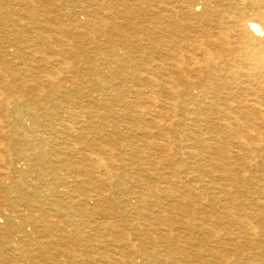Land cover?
<instances>
[{"label": "bare ground", "instance_id": "bare-ground-1", "mask_svg": "<svg viewBox=\"0 0 264 264\" xmlns=\"http://www.w3.org/2000/svg\"><path fill=\"white\" fill-rule=\"evenodd\" d=\"M11 1L0 138L30 151L17 172L42 168L35 181L46 182L75 169L78 183L60 187L90 191L63 192L80 206L64 216L3 214L0 256L12 262L20 246L34 264H264V0H75L40 13L53 0ZM23 50L47 70L16 98L10 77L24 79L5 57ZM78 54L87 62L71 63ZM33 223L46 241L27 237Z\"/></svg>", "mask_w": 264, "mask_h": 264}, {"label": "rangeland", "instance_id": "rangeland-1", "mask_svg": "<svg viewBox=\"0 0 264 264\" xmlns=\"http://www.w3.org/2000/svg\"><path fill=\"white\" fill-rule=\"evenodd\" d=\"M72 1H75V0H53L49 4H47V3H45V4L37 3L36 6H35V12L38 13L40 10H43L44 8L45 9L46 8L55 9L56 7L61 8V9L63 8V10H65V9L66 10L73 9L74 7H73V2ZM77 1H79L78 5H81V4H83L85 6L89 5V4H86V2H87L86 0H77ZM9 6H10V8L13 7L11 0H0V13L1 12L4 13L2 10H4V8H9ZM44 6H47V7H44ZM93 8L94 7L90 8V10L92 9L91 11H93L94 10ZM75 10L77 11V14H79L78 15V19L82 20L81 22H84L86 20V17L84 16V14L79 12V9H75ZM25 22H27V19L25 20ZM64 23L67 26L69 25V22H67V21H64ZM9 29H12V28H9ZM25 30H27V29H25ZM5 37L6 36H4V34L0 32V41H2V39H3V41L9 42V40L7 38H5ZM24 37L25 36L21 33L16 38L12 37V41H10V42L13 43V44H16V48L23 47V44H24L23 43L24 42L23 39H24ZM4 46L5 45L0 42V51L3 50ZM40 55L41 54H37L35 57H31V55H29V53L27 51L23 50V51L17 52L16 55L14 53V55L5 57V58H8V59H6L8 61H6V60H4V61L8 62V64H10L9 66L11 68V72L9 73V75L11 76L13 74H18V75L20 74L21 77L24 79L23 81H15L12 77H10L11 83L13 81L15 82V83H13V85H14L13 95H15L16 98L18 96L19 97H21L23 95L26 96L27 95L26 93H29L25 89V85L26 84H31L28 81L30 75L33 76L36 73L41 72L42 70L43 71L47 70L45 67H43V65L41 66V63L38 62L39 58L41 57ZM16 56L18 57L17 61H15ZM33 59H34V61H32ZM70 61L74 65L76 64L77 66H79L80 64L82 65V64L85 63L86 57H85L84 54H78V59L77 60H70ZM25 63H31V67L32 68L28 69L26 71L25 70V66L23 65ZM22 66H24V67H22ZM82 73L74 74L73 77L77 78L76 80H78L80 78V76L83 75ZM0 83H1V80H0ZM116 83L120 86V88H123L124 90H126L127 84L122 83L120 81H117ZM82 91L83 92H87L88 91V89L86 88V85L84 86ZM71 93H72L71 96L73 95L72 98L74 100H76V99H77L76 101L80 100V99H78L80 95L78 94L77 91L76 92H71ZM48 95H55V94H50L49 93ZM109 104L112 106V109L116 110L117 109L116 106L119 103L118 102L116 103V101H110ZM81 105L84 106V105H86V103H82ZM61 116H62V114H61ZM111 120H114L115 122L120 123V124H123L122 121L123 122H128V120L126 118L115 119V118L112 117ZM45 139H46V141L48 143L51 141V140H49V137H45ZM0 140H1V142H4V143H2L4 146H6V147H8L10 149V150L8 149L9 150L8 151L7 148L5 147L6 150L3 151V153H0V156L1 155L3 156L0 159V225H2L3 219H1V217H2L3 214H10L15 219H16L17 216H19L20 218L23 216L26 219H31V218H33V216H36L37 218L39 216H41V215H48L49 216L50 214H55V215L60 214L61 216H64L66 214V212H70V211L77 212V211H79V207L80 206H77L78 205L77 203H75L76 205H74V206L69 204L70 200H69L68 196H69V194L70 195L72 194V196L77 199L78 196L80 195L79 192H82L83 189H85L87 192H89L90 191V187L89 186H84L85 187L84 188L83 186H81V187H77V188H73V189H69V190L68 189L64 190L63 188L60 187V185L63 182L64 183L65 182H69L71 188L75 184L78 183L77 182L78 179L75 178L76 175L74 174L75 169H70V170H66V169H63V168L58 169L55 172L56 177H57L56 179L51 180L53 178H51L52 176H50V178L46 179V180H49V181L37 182V181H35L36 176L38 174H41L44 171V170H42V168H39V167L26 168V169L21 170L19 172H17L15 170V165H16L17 160H19V159L21 160L23 158H27L25 156L30 154V151H27V148H26L27 146L25 145V147H24L23 146L24 144H22L20 142L22 140V138H19L17 136L11 135V136H9L6 139H1L0 138ZM57 141H61V140H57ZM17 142H20L21 145L19 144L20 145L19 146ZM115 143L119 144L120 141H116L113 144H115ZM23 147H24V149H23ZM63 152H65V151H63ZM21 156H23V158H21ZM10 161H11V163H10ZM28 162H30V161H28ZM8 166H9V168H8ZM8 174H10L9 177H11V178L7 177ZM50 181H53L55 183V185H53L52 187L55 188L57 186V190H58V192H60L58 195H56V194L54 195L53 193H51V184H52V182H50ZM72 183H74V184H72ZM38 188L42 192V195H41V197L35 199L34 198V196H35L34 195V191H35V189H38ZM49 191H50V193H49ZM63 192H67L69 194L65 196ZM56 196H58V197H56ZM29 200H34V201L30 202ZM5 206H6V208H5ZM6 209H7V211H6ZM105 209H107V207H105ZM37 221H38V219H37ZM15 223L17 224L16 220H15ZM37 226H39L37 223H33L31 226H26V231L25 232L27 234V237L32 239L33 241H38V242L39 241H46V234L44 232H42V228H38ZM231 229L234 230L235 228L232 227ZM16 235L17 234H15V233L12 234L11 235L12 238H10V240L15 239L16 241H18V240H20V238L22 239L21 236H19V238H18ZM27 237L24 238V239L27 240L28 239ZM5 241L6 240H4V239L0 240V243L4 244ZM18 248L19 249L17 251V254L19 253V255L16 256L14 261L8 262V259L5 260L2 256H0V264H5L6 262H7V264H23V263L24 264H34V262H32V261H30V263H29L28 259L23 257L22 253H20L21 252V247L19 246ZM31 249H32L33 253L36 251V247H31ZM34 257L35 256H33V258ZM37 262H38V259L35 261V264H42V262H39V263H37Z\"/></svg>", "mask_w": 264, "mask_h": 264}]
</instances>
